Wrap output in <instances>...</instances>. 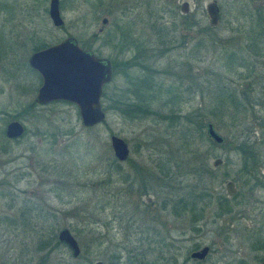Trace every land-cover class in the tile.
<instances>
[{
    "label": "rangeland",
    "instance_id": "rangeland-1",
    "mask_svg": "<svg viewBox=\"0 0 264 264\" xmlns=\"http://www.w3.org/2000/svg\"><path fill=\"white\" fill-rule=\"evenodd\" d=\"M49 1L0 0L7 7L0 6V264L174 263L203 247L210 253L201 264H230L239 254L246 264L264 258V250L257 257L252 250L257 239L264 240V190L252 197L262 205L254 204L244 192L247 187L234 181L241 167L238 140L247 135L260 144L264 133V44L251 46L264 26V0H58L64 22L58 28L48 16ZM212 2L220 9V21L208 30L206 6ZM130 28L141 45L133 64L136 51L122 59L118 54L121 30ZM165 37L164 46L148 45ZM66 38L91 45L99 57L116 63L101 100L105 121L93 128L81 125L76 106L69 103L26 110L41 86L28 65L33 48ZM151 67L168 73L152 75L162 90L152 108L162 116L170 108L179 117L200 112L204 126L213 124L223 137L222 146L185 119L182 125L155 116L131 120L111 109L120 103L121 91L131 88L127 79L150 76ZM231 91L235 104L224 98L223 92ZM11 121L24 126L18 139L5 136ZM112 135L129 147L125 162L113 156ZM194 151L192 166L204 163L212 176L201 182L195 176L174 181L147 176L156 174L160 158H170L173 167ZM217 159L221 163L215 167ZM260 167L264 176V156ZM228 181L235 183L241 200V205L231 203L234 211L246 216L233 225L229 214L216 216L220 196L230 200ZM181 199L203 209L201 220L180 211ZM63 228L80 246L78 259L56 241Z\"/></svg>",
    "mask_w": 264,
    "mask_h": 264
},
{
    "label": "water",
    "instance_id": "water-1",
    "mask_svg": "<svg viewBox=\"0 0 264 264\" xmlns=\"http://www.w3.org/2000/svg\"><path fill=\"white\" fill-rule=\"evenodd\" d=\"M187 11L188 3L184 2L181 5V12L185 14ZM206 13L210 25L216 27L220 21L218 5L215 2L209 3L206 6ZM48 16L54 27L63 26L58 0L49 1ZM28 65L41 78V86L33 100L35 104L65 102L75 105L84 128H93L105 121L106 115L101 103L103 88L112 81L113 76L108 59L97 58L92 52L80 48L74 38H66L58 44L32 53ZM206 133L214 144L221 145L224 142L223 137L216 132L211 123L206 125ZM23 134L24 126L18 121H11L6 126L7 139H18ZM110 146L118 162H125L128 159L129 147L123 139L112 135ZM220 163L221 160L217 159L213 165L217 167ZM225 188L228 195L235 193L232 182H227ZM57 241L69 250L73 259L80 257V246L69 229H61L57 234ZM208 251L209 248L204 247L192 253L191 258L203 260ZM93 264L104 263L96 261Z\"/></svg>",
    "mask_w": 264,
    "mask_h": 264
},
{
    "label": "trees",
    "instance_id": "trees-1",
    "mask_svg": "<svg viewBox=\"0 0 264 264\" xmlns=\"http://www.w3.org/2000/svg\"><path fill=\"white\" fill-rule=\"evenodd\" d=\"M0 6L2 7V9L7 10V7L5 4H2ZM259 17L263 19L262 15H260V14H259ZM250 19H252V18H250ZM207 28H208V30H214L215 29L212 26L207 27ZM164 30H165L164 26H161V28L158 27V34L160 35V37H161V35H164L163 34ZM258 30H259V33H257L256 34L257 36L255 35V37L251 41V46L254 48H258L259 43L264 44V26H261V28H259ZM131 31H132V28L128 29L126 32L121 30V35H124V43L121 44V46L119 47L118 53L119 52L126 53V52L136 51L137 53L130 60V62L133 64V62L136 61L138 58L139 46H141V45H138L136 43L137 40L134 39V36H133ZM167 41L168 40L166 39V37L163 40H160L159 38H157L154 41V43L149 41L148 45L149 46L151 45V46H153V48H156V47H160V45L164 46ZM46 47L47 46L44 43L37 44L33 48V51L36 52V51L42 50ZM261 52H262V54H264V48H262ZM150 57L151 58L154 57V59H155V57H158V55L157 54H151ZM226 57L236 58L234 54H226ZM150 60L151 59L149 57H145V63H147V61L150 62ZM115 64L116 63L113 60L112 61L113 74H114V69L116 67ZM237 65H244V64H243V62H238V59H237ZM148 70H150V69L148 68ZM153 73L156 75L157 74H168L167 71H164V70H160L159 72H156L151 67L150 76H143V77L136 78V79L134 77L133 78L128 77L129 79H127V83L131 88L125 89V94L121 96L122 98H119L120 103L115 102V107L111 108V109L114 110L115 112L123 115L127 119H131V120H142V119H148L149 117L155 116V118H160L163 121H169L170 125H173L176 123L182 125V120L185 119L186 122L188 124H190V126H192V125L195 126L194 129L196 131L203 132V129H204L205 133H206V125L204 126V124H203L204 116L200 112L194 113L193 115L187 114L185 116L179 117L178 115H176L174 113V112H176L174 110V108H170V109H168L169 115L167 114L165 116H162L157 110H154L152 108V106H153L152 104L155 102V100L159 97L160 93L162 92L159 84L156 83L152 78ZM132 79H135V81H134L135 83H133L131 81ZM167 93H171L170 90H167ZM223 93H224L225 99H228V101H231L234 104L236 103V96H235L234 91H231L229 93L228 92H223ZM105 95L106 94H103V97ZM126 96H127V98H124ZM168 96H169V94H168ZM173 97H175V96L173 95ZM171 101H172V99H171ZM173 101H174V99H173ZM221 102L223 104H225L224 101H221ZM249 102L250 101L247 100V104ZM36 105L37 104H35L33 102V105L28 106L26 110L30 111ZM243 108H245L244 105H243ZM104 110L107 111L106 108ZM218 113L220 115L221 110ZM213 115L215 116L217 114H215V112H213ZM187 129H188V127L186 128V130ZM206 136H207V133H206ZM207 138L209 140H211L208 136H207ZM258 144L256 142H251L247 135L244 137H240V140H238V142L235 146V151L238 153L240 160H241V167L239 168V171H238L239 176H237L238 178L241 179V178H244L245 176H260V174H259L260 168H261L260 166L262 163V157L264 155H261V153L259 151H260V149L261 150L263 149V147L260 144H262L264 146V133H262V139L260 141V144L259 145ZM220 146H222V145H220ZM194 153H195V151L189 153L190 155L191 154L192 155H191V158L188 159V161H186L185 158H183V160L181 159L179 161V163L175 162V166L173 165V167L171 165L172 163H171L170 158L162 157V158H160V160L156 166V170H157L156 174L155 173H154V175L147 174V176H163L164 178H169L170 181H174L178 176H195V178L197 179L198 182H201L204 179V176H212L213 171L208 170L204 163H199L197 160L198 166L196 168H194L192 166L193 160L196 163V159H195V157H193ZM117 166H119V165H117ZM207 194H201V196H206ZM208 196H209V194H208ZM180 201H181L180 211H183V212L185 211L188 214H190L191 219L194 222L201 220L203 209H199V207L197 206V203L195 201H193V200L192 201H189V200L184 201L183 199H181ZM216 209H217L216 210V216L217 217H220L223 214H228L230 212L229 203L227 202V200L223 199L222 197H220L218 199ZM56 241H57V239H56ZM255 242L259 243L260 245H264V240H262V239H257ZM57 243L60 244L58 241H57ZM144 251L145 250H142V252H144ZM158 257H160V255H158Z\"/></svg>",
    "mask_w": 264,
    "mask_h": 264
},
{
    "label": "flooded vegetation",
    "instance_id": "flooded-vegetation-1",
    "mask_svg": "<svg viewBox=\"0 0 264 264\" xmlns=\"http://www.w3.org/2000/svg\"><path fill=\"white\" fill-rule=\"evenodd\" d=\"M107 23H108V19L106 17L103 18L102 19V25L105 26ZM79 47L84 49V50H86V51L92 52L97 58H103V57H99L98 54L95 51H93L91 45H86L85 44L84 47H81L80 45H79ZM118 54L121 56V59L125 55V53H122V52H119ZM103 59H106V58H103ZM128 60L129 59H127L126 61H128ZM122 62H124V61H122ZM110 63H111V66H112V61H110ZM121 92H122V94H120V97L125 94V91H121ZM103 94H104V90H103ZM239 180L244 186L247 187V189H245L244 192H245V194L247 196H249L251 198V202H253L254 204L262 205V201L261 200H257L256 198L253 199L252 197L255 196V194L257 192L264 190V176H245L244 178H241V179L240 178H238L237 180L234 179V181H239ZM228 182H232V181H228ZM232 183L234 184V187H235V183L234 182H232ZM237 193L238 192H237L236 187H235V193L233 195H228L227 192H226V194H227V196L229 197L230 200H228V199H226V198H224L222 196V198L227 200V202L229 203L230 212L228 214L230 215L229 224H231V225L235 224L239 220H242V219L246 218V216L243 214V212H235L234 209H233V206H232L233 204L234 205H241L240 204L241 200L239 199V195H237ZM231 203H233V204H231ZM261 214H263V212ZM231 239H233V238L231 237ZM201 249L202 248L193 249L192 251H190L187 254V258L183 262H177L176 261L174 263H162V264H177V263L188 264L189 261L194 262V264L204 263L206 261L208 255H209V253H210V248H209L208 254L206 255V257L203 260H198V259H192L191 258L192 253L200 251ZM252 250H253V253H254L255 257H257L256 253L259 252V251L264 250V245L262 246L259 243L254 242L252 244ZM233 254H234V252H233ZM233 259H234L233 262L230 263V264H246V262L244 261V258L240 254H239L238 257H235ZM172 260H174V259H172ZM263 262H264V258L259 257L257 259V262H255V263L256 264H262Z\"/></svg>",
    "mask_w": 264,
    "mask_h": 264
}]
</instances>
